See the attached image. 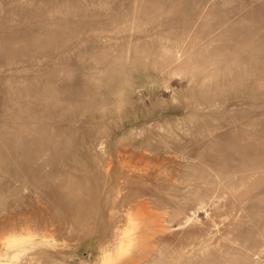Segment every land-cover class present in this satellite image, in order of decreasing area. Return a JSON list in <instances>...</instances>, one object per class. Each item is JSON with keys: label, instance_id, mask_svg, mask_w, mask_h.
Returning a JSON list of instances; mask_svg holds the SVG:
<instances>
[{"label": "rangeland", "instance_id": "374dc122", "mask_svg": "<svg viewBox=\"0 0 264 264\" xmlns=\"http://www.w3.org/2000/svg\"><path fill=\"white\" fill-rule=\"evenodd\" d=\"M0 264H264V0H0Z\"/></svg>", "mask_w": 264, "mask_h": 264}]
</instances>
